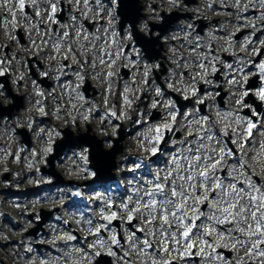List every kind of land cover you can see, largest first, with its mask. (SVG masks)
Wrapping results in <instances>:
<instances>
[{"label": "clouds", "instance_id": "1", "mask_svg": "<svg viewBox=\"0 0 264 264\" xmlns=\"http://www.w3.org/2000/svg\"><path fill=\"white\" fill-rule=\"evenodd\" d=\"M26 2L38 12L39 19L34 21L33 17L26 16L21 11L15 14L17 22L7 21L0 24V28L3 29L0 33V47L5 42L15 41V51L12 53L11 61L0 52V60L4 61L0 71L13 69L12 86L13 90L18 93L21 89L17 86V81L24 80L25 86L21 94L25 97L24 104L26 105L22 113L13 114L11 119L5 116L0 120V165H4L7 170V158L12 154V150H16V155L25 150L22 144L24 134L18 133L17 129L26 128L33 140V149L25 157L21 171L14 173L15 184L19 185L21 182L32 186L48 184L51 188L41 192L22 193L19 196L6 193L8 197L6 207L4 200L0 199V241H10L13 237L20 238L24 232L34 226L23 215L24 213L30 210L36 211L41 207L51 209L56 206H59L60 211L55 214L57 223L45 224L47 235L35 238L25 237L20 240V246L13 245L3 250L10 264H97L101 253L111 258V264H170L172 259H176L180 264H189L180 256V253L187 255L189 248L183 232L191 229L192 225L185 221L189 218H199L201 215L206 217L205 221L201 223L197 232L188 238L196 244L198 252L203 246V254L208 256L209 248L227 247L234 249L236 255L232 262L219 260V264H249V261L252 264H264V249L259 247L261 243H264V231L258 230V225L264 229V119L257 121L259 125L257 127L252 125L250 119L239 115L240 109L245 107L243 97L246 93L241 90V81L246 77L237 72L235 83L226 85L231 93L226 102V111L218 107L217 93L207 92L203 98L196 96L199 102L207 99L208 115L201 116L199 111L193 108L190 110L191 119H188V113H186L178 130L185 132V139L187 135L195 134L197 140L191 143L197 144L198 155H190L191 149L186 148L181 152L182 159L166 150L161 151L160 157L151 159L152 154L158 149V141L163 138L164 128L171 127L172 118L175 115V102L165 100L162 105L166 114L165 119L145 123L143 128L129 136L128 139L131 144H134V148L125 144L129 154L135 155L139 163H128L127 155L118 154L120 146L117 145L114 148L112 141H106L108 147L113 150L105 153V156L109 158L108 164L105 167H98L95 158L90 161L88 149L80 143V141L89 140L90 137L80 134L72 136L70 141L68 135H61L55 125L36 120L35 117L51 115L57 121H63L64 116L60 111L63 109L64 113L71 115L68 123H72L74 127L77 113L81 115V122H84L89 110L79 112L84 104L79 85H82L86 78H90L99 89L115 91L119 79L120 63L123 61L129 67L133 64V61L124 56L123 48L126 43L133 42L134 28L132 25L134 22L129 21L128 26L124 27L125 36L121 39L116 31V26L121 24V16L117 14L116 0H111V6L103 3L102 0H95V5L90 4L89 0H66L74 7L79 3L80 7L77 11L81 15L87 14L88 18H99V13L103 12L107 19L105 26L91 34L85 30L81 35L82 23L79 20L75 24L61 25L62 28L72 29L75 32L76 38L73 39L67 31H64L62 35L53 34L50 31L51 25L45 13L51 11L53 7L58 9L60 0H26ZM151 3H157L162 9L168 11L180 9L198 13L199 18L204 19L211 15L232 17V20L221 19L219 25H208L202 36L195 32L191 20L179 19L169 23L159 14L149 17L162 27L168 23L167 35L161 36L160 31L155 32L154 35L161 37L168 48L169 59L175 65L169 77L165 78L173 91L182 90V95L188 96L193 94L192 90L202 81L208 86L212 85V81L206 77L213 74V62L224 65L219 55L214 56L211 51H208L213 49V46L214 50L227 52L233 56H236L238 52H243L245 57L237 56V60L242 61L245 66L250 63L247 60L249 54L247 45L252 43V35L260 31V28L255 25L264 21V11H260L254 20L249 18L248 23L243 25V27L251 28L252 34L242 41H236L233 38L241 27L233 23V20L239 21L242 18L241 14L250 8L264 9V0H201L199 5L186 9L184 0H151ZM151 3L148 5L149 12L152 11ZM213 4H219L222 8H232L235 11L216 13L212 8ZM18 6L20 7L16 0H0V16L5 10L12 14L13 9ZM69 15L71 19L74 14ZM125 20L127 21V17ZM41 24H46L49 30L41 29ZM17 27L24 29L31 47L20 45V41L16 39ZM135 27L145 34L150 31L146 19H140ZM218 32L223 35H218ZM174 39L184 40L185 43L181 45L184 52L169 43ZM260 42L264 44V37ZM188 46H192L190 52ZM44 49L48 51L44 53ZM201 49L206 51L202 52ZM133 51L138 56L135 61L138 72L134 73V78L138 76L139 79L136 81V87H133L131 82L123 83V96L126 104L122 115L115 117L125 122L126 128H128V122L132 121L133 113L137 112L136 109L131 108L137 93L144 91L153 97L149 105L148 116L152 114L151 109L157 107L156 95H160L163 100V95L155 82L151 86H145V77L151 73L153 68L158 67L159 62L155 60L149 62L151 53L147 49H133ZM17 52L25 53L26 56L38 55L44 60L45 72L41 74L49 75V79L55 84L54 91L58 95L54 96L40 88L31 81L26 71H21L19 66L25 63V56L17 58ZM77 53L84 58L91 56L92 63L81 65L77 59ZM104 53H110L107 60ZM185 53H187L186 56ZM251 54L256 53L253 51ZM65 55L72 64L76 65L75 71L71 68L65 71L63 65ZM181 57H185L183 63L179 62ZM206 60L208 64L204 63ZM225 67H231V65H225ZM177 69L180 71L178 72ZM184 70L189 73L187 78L181 74ZM66 75H72L74 80L63 85L56 83L60 76ZM3 88L4 86L0 85V89ZM130 94L134 97L132 101L127 99ZM45 96L50 97L47 105H45ZM0 97L4 98L5 104L15 103L12 98L5 95V91H0ZM259 98L264 100V98ZM101 99H108L103 91H101ZM65 104L71 107H64ZM237 104L239 107L236 106ZM100 106V102H93L91 110L95 111ZM130 108L131 111H128ZM105 111L115 113L116 108L114 105L110 108L105 107ZM145 119L143 115H139L135 123H140ZM64 126V123L60 124V127ZM250 126L256 128V135L252 137L251 143L245 146L244 142L250 135ZM106 127L110 129V133L104 132L103 135L117 136L119 125H113L110 120ZM229 132L233 134V142L240 153L232 163H229L231 153L225 152L226 145L223 143V137ZM183 143L184 140L173 139L171 141L173 145ZM54 144L59 149L53 161L55 167L60 169L61 174L67 179L89 181L86 186L60 185L54 182L56 179L54 176L41 173V164L45 162V158L56 152ZM37 152L40 156L39 160L35 158ZM164 157H167L166 163L162 159ZM113 166H116L120 172L131 171L133 174L132 176H113L111 173ZM221 168L228 169L229 182L221 180L216 175L217 170ZM252 176L259 177V185L252 180ZM169 181L172 185L170 187L168 186ZM233 182L245 183L248 191L234 188ZM217 184L220 186L217 187ZM198 189L201 190L200 196L196 195ZM212 191H216L217 195L209 201V211L200 213L199 205L204 202L205 198H208ZM157 193L161 196L159 200ZM74 197L82 198L81 202L86 201L87 204L100 202L98 207L90 210L91 219L85 215L89 209L85 207L82 210ZM113 203H117L118 211L116 212L111 208ZM233 205L236 207L233 208ZM6 211L11 221L22 227L16 230V225L4 223V220L8 218L5 217ZM113 214L122 222L123 245L117 240L115 229L108 232L107 239L98 235L100 229L106 227L100 221L109 220L106 217L111 218ZM164 215H167V221L163 219ZM129 216L139 221V224L134 227L143 231V238L123 227V223L129 220ZM37 217L39 218L38 212ZM225 223H231L232 227L225 231L218 230L217 225ZM68 224H72L74 229L67 228ZM73 230L79 231L82 236L94 238L78 241L72 235ZM234 233L238 235H233ZM208 237H211V243ZM170 243L172 247H169ZM113 244L120 249L122 256L112 250ZM36 245H48L49 247L38 250ZM241 249L244 255L240 254ZM200 264H218V257L213 252L208 259H202Z\"/></svg>", "mask_w": 264, "mask_h": 264}, {"label": "rangeland", "instance_id": "2", "mask_svg": "<svg viewBox=\"0 0 264 264\" xmlns=\"http://www.w3.org/2000/svg\"><path fill=\"white\" fill-rule=\"evenodd\" d=\"M16 2H17V4H19V1L18 0H16ZM89 3L90 4H92V5H95V1H91V0H89ZM201 3V0H198V2H196V4H193V5H191V6H189V7H193V6H196V5H199ZM80 7V4L79 3H77V5L74 7L73 5L71 6V10H69L68 9V7L67 6H65L64 8H65V15L67 16V15H69L70 13H73L74 15H73V17L70 19L69 18V23H73V24H75L76 23V21L77 20H79V21H81V23H82V29H81V35H83V32L86 30L89 34H91V33H95L98 29H100L101 27H103V26H105V24H102L100 21H99V18H95V17H93V18H88V16H87V14H85V15H81V13L79 12V11H77V8H79ZM185 7V9L186 8H188V7H186V6H184ZM212 8L214 9V11L216 12V13H219V12H234L235 10L234 9H232V8H222L219 4H213L212 5ZM227 10H230V11H227ZM23 12L26 16H31V17H33L34 18V21L36 20V19H39V14H38V12L37 11H34V9H33V6H31V5H29L27 2H26V4L24 3V7H23V9H21L19 6L18 7H16V8H14L13 9V12H12V14H10L7 10H5L4 11V13H3V15H2V22L4 23V22H7V21H12V22H17V16L16 15H13V13L14 14H16V13H18V12ZM260 11H264V9H262V10H258V9H255V8H250L248 11H246V12H244V13H242L241 15H242V18L241 19H243V20H240V21H235V20H233V23H236V24H239L241 27L239 28V30L235 33V35L236 34H239V33H245L246 31V33L244 34V36H242L238 41H242L246 36H248V35H250V34H252V29L251 28H247V27H243V25H245V24H247L248 23V21H249V18H252L253 20L260 14ZM190 12V11H189ZM48 12H46L45 13V16H46V18H47V21H48V23L51 25V28H50V31L53 33V34H60V35H62L63 34V29H62V27H61V23H57L56 25V27L53 29V23H52V19H51V17L47 14ZM191 13V15H192V17L195 19V18H197V19H204V18H199V14L198 13H193V12H190ZM246 13H253V14H251V15H248V16H246L245 14ZM149 15V14H148ZM70 16V15H69ZM150 16V15H149ZM220 16H218V15H211V16H209L207 19H205L206 20V22H208V25H219V23H220V20L218 21V23H214V21H212V19L213 18H219ZM220 18H222V17H220ZM104 20H105V22H107V19L106 18H103ZM223 19H229V20H232V17H223ZM68 21H64L63 22V25H66L67 24V22ZM154 22H156L155 20H154ZM263 22L264 21H260L258 24H256L255 26L256 27H259L260 28V35L258 36V38L257 39H255V40H252V43H249L248 45H247V48H248V55H247V60L248 61H252V60H254L255 58H256V56L257 55H259L260 54V51L261 50H263L262 51V53H261V55H260V59H258V60H261L262 61V63H264V44H262L260 41H261V38L262 37H264V24H263ZM127 26H128V23H127ZM18 28H20V31L23 33V35H24V37H25V39H26V34H24L25 33V31H24V29L22 28V27H18ZM40 28L41 29H44V30H46V31H48L49 29H47V25L46 24H41L40 25ZM248 29L250 30L249 32H248ZM140 30V29H139ZM246 30V31H245ZM19 30H15V32L17 33ZM257 32H255V34H256ZM218 35H223V33H217ZM255 34L254 35H252V39H253V37L255 36ZM73 35H74V37L76 38V34H75V32L73 31ZM235 35H234V39H235ZM27 40V39H26ZM41 43H42V41H40ZM178 42H181V43H185L184 42V40L183 39H180ZM85 43L87 44V41H85ZM169 43L171 44V41H169ZM6 44H9V45H11V47H13V48H15V41H11V42H6ZM20 45L22 46V44L20 43ZM172 45V44H171ZM24 46H28V47H30L31 45H29L28 44V41H27V43L26 44H24ZM138 46V45H137ZM172 46H174V45H172ZM139 47V46H138ZM138 47H135L134 46V49H137V50H139L138 49ZM157 47H158V45H157ZM177 49H179L181 52H184V49L183 48H181V45H179L178 46V48ZM192 50V46H188V51L190 52ZM48 51V49H44L43 50V52L44 53H46ZM201 51L203 52V51H206L205 49H201ZM208 51H211V54L212 55H219V53H224L225 55V57L226 58H230V59H228L229 61H227V60H225L223 57H220V55H219V57L221 58V60H223L224 61V65H222V64H219V63H216V62H213V64H216V65H221V66H224V68L226 69V71L224 72V73H219L222 77H228V80H227V83L228 84H230V83H232V81H234L236 78H237V72H239L240 73V75L241 76H243V77H251L252 75H254V74H256V73H258V74H260V76L259 77H264V74H261L260 73V71L259 70H254L253 68L250 70V71H244V67H246L245 65H244V63L242 62V61H238L237 60V56L238 57H245V53H243V52H238V53H236V56H233L232 54H229V53H227V52H218V51H216V50H214V46H213V49H210V50H208ZM253 51H255V55H252L251 53L253 52ZM43 54V53H42ZM164 54V53H163ZM53 55H55V53H53ZM105 55V54H104ZM133 55H136V53H134V51L132 52V53H130V54H127V58L128 59H130L131 61H133V64H132V69H133V72H132V74L130 75V77L128 78V79H125V81L124 82H131V84L132 85H134V84H137V83H134V81H132V78L131 77H133L134 76V73H137L138 72V69H137V67H136V64H135V61L137 60V58L138 57H133ZM168 56H167V58L166 59H163L162 57L161 58H159V60H155V61H158L159 63H158V67H156L158 70L159 69H163V70H165L166 72H165V74L164 73H161V77H169V75H170V72H171V70L173 69V68H175V65H173L172 64V61L169 59V53L167 54ZM187 55V53H185V56ZM184 58L185 57H181L180 58V63H183L184 62ZM257 60V61H258ZM43 62H44V60H43ZM206 62H207V64H208V61L206 60ZM233 64L234 66L232 67H225V65H230V64ZM262 63H257L256 65H255V68H256V66H259V65H261ZM248 64V63H247ZM44 66H45V62H44ZM217 67H219V66H217ZM35 69L37 68V67H34ZM220 68V67H219ZM215 70L217 69L216 68V66H215V68H214ZM221 69V68H220ZM43 70H45V67L43 68ZM140 70H142V69H140ZM219 70V69H218ZM26 71L28 72V70L26 69ZM177 71L179 72L180 70L179 69H177ZM197 71H199V70H197ZM39 73V77L42 75L41 73H42V71H38ZM67 72V71H66ZM184 77H188V75H189V73H188V71L187 70H184L182 73H181ZM165 75H167V76H165ZM61 77V76H60ZM63 77H66V76H63ZM186 77V78H187ZM234 77H236V78H234ZM31 80L33 81L34 80V78H32L31 77ZM93 81V80H92ZM94 82V81H93ZM58 83V82H57ZM95 83V82H94ZM241 83H242V86H244V83L241 81ZM36 84V83H35ZM122 89L120 90V91H118L117 90V94H119V96H120V98H119V102H118V104H116L115 105V108H116V111H115V113H113L114 115H115V117H117V116H121L122 115V110H123V108H124V106H125V104H126V101H124L125 99H123V83L121 84V86H120ZM207 87V86H206ZM239 87V86H238ZM13 89V88H12ZM23 89H24V87H23ZM100 90V92L101 91H103L104 92V96H106V94H105V92H106V89L105 90H102V89H99ZM242 91H244L243 89H241ZM14 91V90H13ZM181 91L182 90H180V91H177L178 93H181ZM15 92V91H14ZM47 92H50L49 90L47 91ZM209 92H213V91H209ZM253 92H255V91H253ZM162 93V92H161ZM207 93V92H206ZM206 93L205 92H203L201 95H203V96H205L206 95ZM258 92H256V94H257ZM182 94V93H181ZM205 94V95H204ZM162 95H163V93H162ZM230 95H231V93L229 92V95H228V98L230 97ZM256 95H254V98L256 99V97H255ZM96 97V96H95ZM228 98H227V100H228ZM248 98V97H247ZM134 99V97L130 94L129 95V98H128V101H132ZM152 99H153V97H152V95H150L148 92L147 93H143L142 94V92L140 91L139 93H137L136 94V98H135V102L132 104V106H131V108H134V109H136L137 110V112L136 113H133V115L132 116H134V115H136V116H139V115H142V112L143 111H141V110H146V111H148V109H149V105L152 103ZM155 99H156V101H158L159 102V105H158V107H156V108H152L151 109V115H154L155 113H154V111L158 114L159 112L160 113H162V114H160L159 115V117H158V119H157V117H156V119L157 120H154V121H150V122H148V123H153V122H158V121H161V120H163V119H165V116H166V114H165V112L163 111V108H162V105H163V102L166 100V98L163 96V100L161 99V96L160 95H156V97H155ZM243 99H244V97H243ZM185 100V99H184ZM100 103H101V107L103 108V109H105V107H108V103H107V100H102L101 98H100ZM120 105V106H119ZM226 105H227V103H226ZM245 105V104H244ZM25 106V108H26V105H24ZM144 106H146V109H144ZM237 107H239V104H237L236 105ZM249 106L253 109L254 108V105H252L251 104V101H250V103H249ZM131 108L130 109H128V111H131ZM140 108V109H139ZM183 108H184V110H183V113L180 115V117H179V119H178V121H177V123L176 124H173L172 125V127H170L169 129L171 130V134L169 133V137L166 139V142L165 143H163V149L161 150L160 149V146H161V141H162V139L161 140H159L158 141V149L152 154V156H151V159H156V158H158V157H160V153H161V151H168V152H170V153H173V154H175L177 157H181V159H182V156H181V152L184 150V149H191V152L189 153L190 155H198V153H197V151H196V149H197V144H194V143H191V141H194V140H197V137L195 136V134H192V135H187V138L185 139V132H183V131H179L178 129H179V126H180V123H182L183 121H184V117H185V114L186 113H188V119H191V114H190V110L191 109H193V108H189V105H183ZM160 109V110H159ZM244 109V108H243ZM222 110H227V108H225V109H222ZM240 111H242V109H240ZM239 111V115H241V116H244L241 112ZM154 113V114H153ZM258 113H260V115H261V119H264V106H262L261 107V110L258 112ZM63 114V113H62ZM202 116V115H201ZM203 116H207V114L206 115H203ZM45 118L47 117V116H44ZM52 117V116H51ZM164 117V118H163ZM177 117L178 116H176L175 117V119H173V122H175L176 121V119H177ZM245 117V116H244ZM54 120H56L54 117H52ZM147 119H148V117H147ZM1 120V119H0ZM138 120V119H137ZM99 118H97V119H95L94 121H93V123H94V126H96L95 128H97V126H98V124H99ZM45 122H47V123H50V122H48V121H45ZM61 122V121H60ZM131 121H129L128 123H130ZM172 122V123H173ZM51 124V123H50ZM135 124H137V123H134V125ZM143 128V127H142ZM139 129H141V128H139ZM132 130H130L129 132H131ZM129 132H127V135H126V138H125V140L122 142H120L121 144H122V147L119 149V152H118V154L119 153H124L125 155H127L128 156V163H139V161H137L136 160V158H135V155H133V154H129V152L127 151V148L125 147V144H129V145H131L133 148L135 147L134 146V144H131V141L128 139V137L129 136H131V135H133L134 134V132H132V133H130V134H128ZM73 135H75V136H78L79 134H76L75 133V131H72L71 132ZM177 134H178V136H177ZM102 137V136H101ZM163 137H164V130H163ZM104 139H101L100 137H97V139L98 140H100V142H101V144H102V146H103V148L104 149H107L108 150V145H107V143H106V141H111V139L109 140V138L108 139H106L105 137H103ZM224 138H227L228 139V141L229 142H232L233 144H234V142H233V140H234V137H233V134L231 133V132H229L228 133V135L227 136H224L223 137V140H224ZM173 139H175V140H177V141H181V140H184V143L183 144H176V145H173V144H171V141L173 140ZM198 143H199V141H198ZM218 147H219V145H218ZM178 149H179V151H178ZM23 152V153H22ZM27 154H28V152H26V151H21L20 153H19V155H16V150L15 149H13L12 150V154L11 155H9L8 156V158H7V170H9L10 169V167H12L13 165H18L19 164V167H21V168H23L24 167V161H25V157L27 156ZM35 158L37 159V160H39L40 159V156H39V153L37 152L36 153V156H35ZM48 157H46L45 158V162L44 163H42L41 164V173L42 174H45V175H48V174H46L45 172H42V169H43V167L44 166H46V159H47ZM201 159H203V157H200ZM163 160H164V162L166 163L167 162V157H164V158H162ZM18 162V163H17ZM116 168V169H115ZM115 168L113 169V172L115 173V171L116 172H118L119 174H120V176L121 175H123V176H132V172L131 171H128V172H120V171H118L117 170V167L115 166ZM3 171H5V168H4V165H0V186L2 187V185H3V180H2V176H4L3 174L5 173V172H7V171H5V172H3ZM18 171L20 172L21 170L20 169H18ZM138 171V170H137ZM1 172H3V173H1ZM56 172L58 173V174H60L61 175V177H62V179L64 178V179H67V178H65L62 174H61V170L60 169H57L56 168ZM60 180V181H57V183H59L60 185H64L63 184V180ZM56 180V179H55ZM79 182H80V186H86L89 182L87 181V180H84V181H81V180H79ZM155 182V181H154ZM66 184V183H65ZM257 184V183H256ZM71 185H73V184H71ZM257 185H259V184H257ZM25 186H28L27 184L25 185V184H22L21 185V187L22 188H24ZM169 187L170 186H172L171 185V181H169V185H168ZM0 187V188H1ZM15 188H17V190H18V188L19 187H15ZM51 188V186H49V187H47V188H42V189H40V192L42 191V190H45V189H50ZM113 188H114V186H113ZM236 188H238V189H242L241 187H238V186H236ZM109 190H112V189H109ZM246 190V189H245ZM85 191H86V187H85ZM246 191H248V190H246ZM26 193H28V192H26ZM212 193V192H211ZM210 193V194H211ZM217 193V192H216ZM7 194H10V195H12V193H7ZM196 195L197 196H200L201 195V190H196ZM7 196L4 194V196L2 197V195H1V193H0V199H3L4 200V202H5V207L7 206ZM214 198H216V196L215 197H213V198H211V199H207V200H205L202 204H200V205H203V208L200 210V205H199V212L200 213H207L208 211H209V201H211V200H213ZM80 199H82V198H80ZM157 199L159 200V199H161V196H160V194L159 193H157ZM82 201V200H81ZM78 203V206L83 210L85 207L87 208V209H89V211H87V212H85V215H86V217L87 218H89V219H91L92 217H91V209H93V208H96V207H98L99 206V201H97L96 202V204H87V205H85L84 206V203H87L86 201H84V202H77ZM205 203V204H204ZM112 206H111V208H112V210L114 211V212H116V211H118V208H117V203H113V204H111ZM84 206V207H83ZM59 207V206H58ZM48 209V208H47ZM39 209L38 210H36V211H34V213H36V214H34V217H32V218H27L26 217V215H25V213L23 214L29 221H31L32 223H33V227H34V229L36 228V227H38V225H36V222H35V219L37 218V219H40V218H38L37 217V212L39 213ZM29 212H31V210L29 211ZM49 212L51 213L50 214V216L48 217V220H47V222L45 221V223L42 225V227H45V224L46 223H57V221L55 220V219H53V217L55 216V214H56V212H54V207L53 208H51V209H49ZM5 217H8V212L6 211L5 212ZM34 218V222H33V219ZM205 219H206V217L205 216H203V215H201V216H199V218H196V219H190V221H196V225H195V227L193 228V230L192 231H194V233H192V235L193 234H195L196 232H197V230L199 229V226L201 225V223L203 222V221H205ZM116 220L118 221V225L116 224ZM95 222V221H94ZM4 223H11V224H13L14 223V225H16V230H18L19 229V227H22V225H18L16 222H13V221H11V219H10V217H8L7 219H5L4 220ZM100 223L102 224V225H105L106 227H102V229H103V232L102 233H100V234H98L100 237H102V238H104V239H107V237H108V232L110 231V230H112V229H115L116 230V238H117V240H119L120 241V243H121V245H123L124 244V237H123V232H122V222H121V220L120 219H111V220H101L100 221ZM139 224V221L138 220H136L135 219V217H133L131 220H128V221H125L124 223H123V227H126V228H128V229H130L131 231H133L138 237H141V238H143V231L141 230V229H139L138 227H134L135 225H138ZM188 224H191L192 225V227H193V223H188ZM230 227H232V224L231 223H225V224H221V225H217V228H218V230H220V231H225L227 228H230ZM68 228L69 229H74V226L72 225V224H69V226H68ZM29 230V229H28ZM26 231V232H24V234H23V236L22 237H20V238H25V237H29V236H31V235H34V237L35 236H40V235H47V233H43V231H39V229L36 231V232H34L33 233V231ZM173 230H175V226H173ZM72 235H74L76 238H77V240L79 241V240H91V239H93L94 237H92V236H87V237H85V236H82L81 235V233L79 232V231H75V230H73L72 231ZM191 235V236H192ZM233 235H238V233L237 234H233ZM31 237H33V236H31ZM17 239V237H13L12 239ZM208 240H209V243H211V237H208ZM7 243V241H0V246H4V244H6ZM186 243H188L189 245H191V247H189V249H192V253L190 254V255H185L184 253H180V256L182 257V259H183V261H187V262H189V264H200V262H201V260L202 259H208L210 256H211V254L214 252L215 253V255L218 257V264H219V260H228V261H230V262H232L233 261V257L236 255V252L233 250V249H230V248H227V247H216L215 249H211V248H209V255L208 256H204V254H203V246H202V248L199 250V252H198V248H197V246H196V244L195 243H192L190 240L189 241H186ZM13 245H15L16 246V243H14V242H12V244H9L8 245V247H6V249H8L9 247H11V246H13ZM49 246L48 245H37L36 246V248L39 250V249H45V248H48ZM169 247H172V245H171V243L169 244ZM262 249H264V247H262ZM3 250H5V249H3V248H0V264H10V262L9 261H7L5 258H7L4 254H3ZM112 250L113 251H115L118 255H123V253L120 251V249L119 248H117L116 247V245L115 244H113L112 245ZM191 251V250H190ZM240 253H241V255H244V252H243V250L241 249V251H240ZM188 258H192V259H197V260H195V262L194 261H192V260H187ZM2 260V261H1ZM176 262V264H180V262H178L176 259H172L171 260V262ZM106 262H108V260L106 261ZM110 262H111V259H110ZM111 264V263H110ZM249 264H252V262L251 261H249Z\"/></svg>", "mask_w": 264, "mask_h": 264}, {"label": "water", "instance_id": "3", "mask_svg": "<svg viewBox=\"0 0 264 264\" xmlns=\"http://www.w3.org/2000/svg\"><path fill=\"white\" fill-rule=\"evenodd\" d=\"M187 4H191V3H195L196 0H185ZM142 8L143 6L141 5V0H118V14L121 16V24H120V28L123 29L126 26V23H128L129 21L134 22L133 23V37L136 41V44L138 46H140L142 49H147L149 53H151V57L150 60L153 59H158L161 56V51L163 49V42L161 41V37L158 36H154L153 33L154 31H160L161 32V36L165 35L167 33V28H168V23H165L162 26L158 25L157 23H151V29L149 32V36L143 34L142 32H140L138 30L137 27H135V24L138 23V21L140 20L141 17L144 16V14L142 13ZM185 16H189L188 13H178V12H172L170 14L165 15L166 20L170 23L172 20H178L181 17H185ZM125 17H127V21L125 20ZM153 41H156V43H152ZM158 45V47H157ZM159 79V77H157ZM0 81H2L3 83H5L6 87L9 88L8 85V77H1ZM48 85V84H47ZM10 91V89H9ZM11 96L13 97L15 103H13L12 105L9 106H2L0 103V118L3 116H8L11 117L12 116V112L14 109L19 110L20 107H22V104L20 102L21 98H17L14 94H11ZM221 104H223L222 102H220ZM24 130H21V132ZM91 128L88 127V130L85 133H82L84 136H88L90 137L89 140L87 141H80V143L82 144H86L89 145L90 147V161L95 158L96 161V165L98 167H105L108 162H109V158L105 156V153L111 152L113 149H104L100 140L97 139L96 136L91 135L90 133ZM65 134L68 135L69 140L71 141L72 136H74L70 130H66ZM124 138V132L121 131L120 132V137L116 140L115 145L113 146L114 148L119 145V142L122 141ZM25 141L29 142L28 136L25 137ZM60 142H57V144H59ZM55 149L56 152H54L53 155H51L48 159V163L50 165V168H45L44 170H46V172H48L49 174L54 175L57 178V181H60L62 179L61 175L58 174L55 171V165L53 163V161L56 158V155L59 152V149L56 148L55 145ZM120 149V147H119ZM115 168V166H113L111 168V173L114 176V172L113 169ZM7 177V176H6ZM63 180V179H62ZM56 181V182H57ZM44 217L42 220H40L39 226L37 227L40 228L41 225L45 222L47 215L45 213H43ZM36 230L33 229V233Z\"/></svg>", "mask_w": 264, "mask_h": 264}, {"label": "snow or ice", "instance_id": "4", "mask_svg": "<svg viewBox=\"0 0 264 264\" xmlns=\"http://www.w3.org/2000/svg\"><path fill=\"white\" fill-rule=\"evenodd\" d=\"M19 5H20V8L23 9V7H24V0H19ZM52 11L55 12V7L52 8ZM13 15H15V14L13 13ZM259 67H260V71H261V73L264 74V63H262ZM214 71H215V69H214ZM245 79H246V78H245ZM232 83H235V81H232ZM257 94H258L261 98H264V89H261L260 92H258ZM173 119H175V117H173ZM250 127H251V126H250ZM219 186H220V185L217 184V187H219ZM233 187L235 188V186H233ZM207 199H208V198H205L204 201L207 200ZM235 207H236V206L233 205V208H235ZM173 215H175V213H174ZM132 218H133V217L129 216V220H131ZM106 219H109V220H111V219H115V214H113V216H112L111 218H107V217H106ZM163 219H164L165 221H167V219H168L167 215H164V216H163ZM193 226H194V225H193ZM258 230H260V231H264V229H262L260 225H258ZM190 231H191V229H188V230H186V231L183 232V237H184V239H188V238H189V233H190ZM189 247H191V245H189Z\"/></svg>", "mask_w": 264, "mask_h": 264}, {"label": "bare ground", "instance_id": "5", "mask_svg": "<svg viewBox=\"0 0 264 264\" xmlns=\"http://www.w3.org/2000/svg\"><path fill=\"white\" fill-rule=\"evenodd\" d=\"M146 1V0H145ZM121 176H123V175H121ZM229 182V181H228ZM228 224V223H227ZM234 250V249H233ZM235 251V250H234ZM241 254V253H240Z\"/></svg>", "mask_w": 264, "mask_h": 264}, {"label": "flooded vegetation", "instance_id": "6", "mask_svg": "<svg viewBox=\"0 0 264 264\" xmlns=\"http://www.w3.org/2000/svg\"><path fill=\"white\" fill-rule=\"evenodd\" d=\"M211 77H214V76H211ZM213 86H214V85H213ZM213 86H212V87H213Z\"/></svg>", "mask_w": 264, "mask_h": 264}]
</instances>
